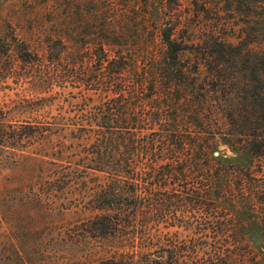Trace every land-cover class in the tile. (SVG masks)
Listing matches in <instances>:
<instances>
[{"label": "trees", "instance_id": "obj_1", "mask_svg": "<svg viewBox=\"0 0 264 264\" xmlns=\"http://www.w3.org/2000/svg\"><path fill=\"white\" fill-rule=\"evenodd\" d=\"M142 3L141 12L113 13L112 23L105 18L84 29L78 42L42 44V55L14 38L11 53L0 52V79L25 82L23 95L35 99L31 111L49 104L54 87L82 99L65 123L27 122L22 129L34 140L57 133L76 147L64 162L83 189L82 214L95 236L157 252L180 224L183 241L169 236L149 264H221L230 254L224 221L174 215L200 208L217 214L254 195L264 204V177L253 176V164L215 155L222 144L264 159V45L235 44L217 31L184 36L167 3ZM254 4L264 9V0ZM30 101L20 99L19 110ZM25 160L33 169L45 163L36 154ZM256 169L264 176L262 166ZM232 237L236 248L239 237ZM121 256L99 264H120Z\"/></svg>", "mask_w": 264, "mask_h": 264}, {"label": "rangeland", "instance_id": "obj_2", "mask_svg": "<svg viewBox=\"0 0 264 264\" xmlns=\"http://www.w3.org/2000/svg\"><path fill=\"white\" fill-rule=\"evenodd\" d=\"M142 1L0 0V35L4 41L0 43V52L8 51L16 38L19 43L35 46L42 55V44H57L62 37L78 42L84 29L107 23L105 18L112 23L113 13L143 11ZM163 2L172 8V24L177 25L184 36H188L191 29L217 31L222 39L235 44L264 45V9H255L254 0ZM194 35L192 31L191 37ZM23 82L14 77L0 79V264H99L114 253L122 254L120 264H149L148 259L160 256L157 254L159 246L166 243L169 236L182 242L184 234L178 223L167 237L161 238L157 252L155 247L149 250L132 248L129 244L120 247L115 241L91 232L87 223L89 214H82L86 211L81 201L83 189L73 180L74 174L67 173L64 162L74 151L71 148L76 147L71 146V142L63 145L62 136L57 133L34 140L27 136L28 129H22L27 122L65 123L74 117L79 106L83 107L82 99L75 98L70 93L75 94L71 88L54 87L51 95H46L51 98L49 104L31 111L35 99L23 95L26 87ZM20 99L31 100L21 111ZM89 103L93 105L95 101L90 99ZM228 151L235 156L227 157ZM35 154L41 155L45 163L33 169L25 158ZM215 155L241 166L252 163L253 176L264 177L256 173L260 166L264 170L262 158L251 159L247 153L235 152L222 144ZM258 197L254 195L249 204L237 201L234 208L221 206L223 209L215 210L219 215L200 208L178 210L174 216L179 220L215 217L224 221L222 234L227 236L224 237L229 242L226 247L230 254L221 264H264V204L260 203L262 196L259 201ZM234 235L239 237L236 248L231 242ZM205 237H201V241ZM191 238L194 240L197 236ZM150 253L153 254L147 256ZM162 256L165 259L166 255Z\"/></svg>", "mask_w": 264, "mask_h": 264}, {"label": "clouds", "instance_id": "obj_3", "mask_svg": "<svg viewBox=\"0 0 264 264\" xmlns=\"http://www.w3.org/2000/svg\"><path fill=\"white\" fill-rule=\"evenodd\" d=\"M226 156H227V157H234L235 154L232 153L231 151H228V152L226 153Z\"/></svg>", "mask_w": 264, "mask_h": 264}]
</instances>
